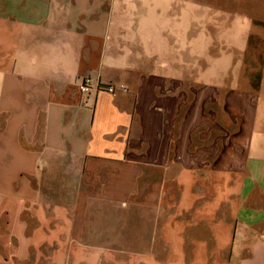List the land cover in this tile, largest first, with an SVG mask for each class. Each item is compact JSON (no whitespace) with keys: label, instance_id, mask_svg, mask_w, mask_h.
<instances>
[{"label":"crops","instance_id":"obj_1","mask_svg":"<svg viewBox=\"0 0 264 264\" xmlns=\"http://www.w3.org/2000/svg\"><path fill=\"white\" fill-rule=\"evenodd\" d=\"M26 1L0 0V264H264V77L195 72L200 0L175 14L158 0L155 19L124 0ZM237 178L238 222L224 229L217 207ZM170 190L192 202L197 243L238 237L239 250L182 240L168 258L128 246L113 263L120 251L86 240L94 204H169Z\"/></svg>","mask_w":264,"mask_h":264},{"label":"rangeland","instance_id":"obj_2","mask_svg":"<svg viewBox=\"0 0 264 264\" xmlns=\"http://www.w3.org/2000/svg\"><path fill=\"white\" fill-rule=\"evenodd\" d=\"M150 1L151 7L147 0H124L128 6H131L130 12H135V16L154 18L158 14L159 2ZM167 1L172 5H168L171 7L169 9H172L170 13L175 14L173 4L176 0ZM200 4L203 6H200L196 20L198 28L194 30L197 59L195 72H208L209 69V73L226 74L228 78L230 75H246L248 78L256 76V80L259 79L258 76L264 77V0H200ZM204 5H209V12L206 14H202V11H206ZM31 6H34V0H28L23 4L25 10H31ZM27 15L23 12L22 20L32 21L33 17ZM164 15L163 13L162 16ZM27 29V27L22 28V35L16 37L15 41L19 42L21 39L19 47L23 49L20 50V58H18L19 66H23L24 58L28 60L30 69L32 35L29 40ZM148 29L156 31L157 28L148 27ZM220 42H223V45L217 46ZM256 80L253 85H256ZM225 84L233 87L238 83L226 81ZM242 85L248 86L245 83ZM228 89L226 87V90ZM223 117L228 120L225 114ZM220 182L224 185L221 188L226 190L227 182L222 179ZM228 184L236 187L235 193L224 195L218 192V196L222 194L224 196L218 204L216 220L218 226L224 224V229H227V225L233 228L237 225L235 207L240 203L242 195L239 194V188L243 185L240 178L230 179ZM169 192V204L158 203L149 206L141 203V198L140 201L120 206L109 203L94 204L96 206L89 216L84 232L86 240L101 242L104 244L103 247L116 248L120 251L114 255L113 263L115 260L126 261L128 246L135 250L146 247L148 251L150 250L148 254L160 259L168 258L169 255L163 251L170 246L179 245L182 240L186 243L188 251L198 247L221 248L231 252L239 250L238 237L199 235L201 240L197 243L195 235L192 234V202L188 203V206L185 205L186 199L180 190ZM63 220L64 218H61V223ZM201 229L206 230V225L201 226ZM189 257H192L191 254Z\"/></svg>","mask_w":264,"mask_h":264},{"label":"built area","instance_id":"obj_3","mask_svg":"<svg viewBox=\"0 0 264 264\" xmlns=\"http://www.w3.org/2000/svg\"><path fill=\"white\" fill-rule=\"evenodd\" d=\"M80 88H81L80 91L82 93H88V92L93 91V88L90 86L89 79H85L83 81V83L81 84ZM97 89H98V91H105V92L111 93V94H115L117 91V88L114 85H108V86L103 85V86H99Z\"/></svg>","mask_w":264,"mask_h":264}]
</instances>
